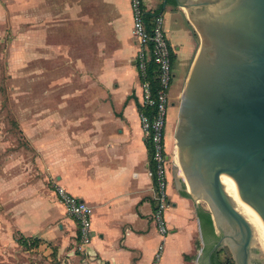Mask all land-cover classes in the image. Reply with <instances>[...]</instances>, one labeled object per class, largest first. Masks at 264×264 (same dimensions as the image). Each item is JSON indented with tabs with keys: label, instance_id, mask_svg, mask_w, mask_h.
<instances>
[{
	"label": "crops",
	"instance_id": "1",
	"mask_svg": "<svg viewBox=\"0 0 264 264\" xmlns=\"http://www.w3.org/2000/svg\"><path fill=\"white\" fill-rule=\"evenodd\" d=\"M26 2L30 21L43 16L50 65L39 101L44 112L20 118L29 148L1 153L10 140L0 136V206L14 228L38 238L55 234L49 212L54 207L41 186L50 182L55 196L58 183L93 206L86 252L70 249L63 264H211L215 239L198 215L209 210L181 181L168 176L167 232L161 234L153 220L154 180L141 127L130 0ZM143 5L163 14L176 74L198 45L190 19L175 0ZM55 203L66 213L57 198ZM42 218L49 219L44 226ZM58 227L59 248L66 250L70 240L76 243L77 222L68 216Z\"/></svg>",
	"mask_w": 264,
	"mask_h": 264
},
{
	"label": "water",
	"instance_id": "2",
	"mask_svg": "<svg viewBox=\"0 0 264 264\" xmlns=\"http://www.w3.org/2000/svg\"><path fill=\"white\" fill-rule=\"evenodd\" d=\"M200 33L180 93L174 157L184 188L204 200L235 264H255L264 233V0H175Z\"/></svg>",
	"mask_w": 264,
	"mask_h": 264
},
{
	"label": "rangeland",
	"instance_id": "3",
	"mask_svg": "<svg viewBox=\"0 0 264 264\" xmlns=\"http://www.w3.org/2000/svg\"><path fill=\"white\" fill-rule=\"evenodd\" d=\"M26 1L0 0V136L10 140L1 147V153H10L17 148L21 151L23 148L28 149V140L20 127L22 124L20 118L23 119L24 113L27 115L30 112H44V105H40L39 101L44 99L46 75L50 65L44 54V20L43 16L37 21L29 20V10L23 5L27 3ZM190 22L193 27H190L191 36L196 37L200 42V33L194 23L191 20ZM168 34L170 41L175 43L172 33L168 32ZM192 59L190 58L179 68L168 90L165 127L166 167L167 177L177 181H181L183 174L174 161L173 132L177 121L180 93ZM41 187L54 207L49 212L54 213L50 217V223L55 234L47 238L39 237L37 246L18 243L16 238L25 235L14 228L13 218H10L0 206V264H63L62 259L67 262L70 249L74 248L75 254H79L75 249L74 239L70 240L66 250L59 248L61 243L58 223L70 215L64 211L61 213L57 207L56 198L50 191V182ZM199 201L206 205L204 200ZM47 219L42 218V226L47 223L49 220ZM216 231L219 235L220 232L217 229ZM253 245L254 256L264 264V252L259 248L255 238ZM217 249H220L219 260L224 262L227 259L233 260L227 244L223 243Z\"/></svg>",
	"mask_w": 264,
	"mask_h": 264
},
{
	"label": "built area",
	"instance_id": "4",
	"mask_svg": "<svg viewBox=\"0 0 264 264\" xmlns=\"http://www.w3.org/2000/svg\"><path fill=\"white\" fill-rule=\"evenodd\" d=\"M130 5L132 9L131 32L137 44L134 60L142 88L141 105L153 108V114L150 117L143 112L140 113L144 136L150 140L152 145V166L149 170L154 179L155 191L152 216L158 231L164 234L168 230L165 209L170 204L167 193L165 127L174 47L167 38L161 12H151V18L147 24L145 20L147 10L143 5V0H130ZM150 60L156 66V85L151 84L147 71V64ZM54 192L65 211L77 222L76 251L85 253L86 246L91 239L93 206L58 183L54 184Z\"/></svg>",
	"mask_w": 264,
	"mask_h": 264
},
{
	"label": "trees",
	"instance_id": "5",
	"mask_svg": "<svg viewBox=\"0 0 264 264\" xmlns=\"http://www.w3.org/2000/svg\"><path fill=\"white\" fill-rule=\"evenodd\" d=\"M151 15H152V13L150 11H146L145 20H146L147 24L151 18ZM173 58H174V54L172 55V61H173ZM147 71H148V74H149V77L151 80V84L156 85V81H155L156 66L152 60H150L147 64ZM139 109H140V112L147 114L149 117L153 114V108L151 106H144V105L139 104ZM146 143H147V147H148V151H149V166L151 167L152 166V162H151L152 145H151V142L148 138H146ZM183 194L188 195V193L186 191H184ZM198 215L200 216L202 227H204V229H205V226H206V229L210 230L211 234L213 235L214 239L216 240L218 235L214 232V226H213L209 211H205L203 209L198 210ZM16 241L18 243L24 244V245L29 244L31 246H37L39 243V238L38 237H32V236L27 237V236L21 235V236L16 238ZM219 250L220 249H215L211 253V255H210L211 264H234L233 260L229 261L230 259H227L225 262L219 260V257H218Z\"/></svg>",
	"mask_w": 264,
	"mask_h": 264
},
{
	"label": "bare ground",
	"instance_id": "6",
	"mask_svg": "<svg viewBox=\"0 0 264 264\" xmlns=\"http://www.w3.org/2000/svg\"><path fill=\"white\" fill-rule=\"evenodd\" d=\"M174 155H175V153H174ZM174 161H175V164L178 165V160L175 157H174ZM233 199L236 203L237 208L242 211V213L248 218V220L252 224L253 234H254V238L256 240V243L258 244L259 248L264 252V233H262L256 227L255 218H254V214H253V210H252L251 206L247 203L246 200H244L243 198H241L239 196H233ZM206 206H207V204H206Z\"/></svg>",
	"mask_w": 264,
	"mask_h": 264
},
{
	"label": "flooded vegetation",
	"instance_id": "7",
	"mask_svg": "<svg viewBox=\"0 0 264 264\" xmlns=\"http://www.w3.org/2000/svg\"><path fill=\"white\" fill-rule=\"evenodd\" d=\"M175 78V72H174V70H173V68H172V77H171V80H170V85H171V83H172V81H173V79ZM170 85H169V87H170ZM170 89V88H169ZM168 89V90H169ZM169 92V91H168ZM255 264H261L258 260H256L255 261Z\"/></svg>",
	"mask_w": 264,
	"mask_h": 264
}]
</instances>
